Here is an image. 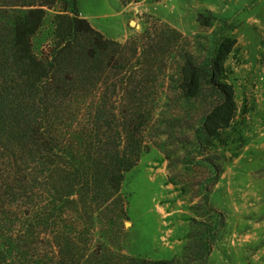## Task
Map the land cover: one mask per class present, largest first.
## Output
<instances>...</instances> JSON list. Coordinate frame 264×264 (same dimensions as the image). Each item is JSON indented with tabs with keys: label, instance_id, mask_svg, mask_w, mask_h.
I'll return each instance as SVG.
<instances>
[{
	"label": "trees",
	"instance_id": "16d2710c",
	"mask_svg": "<svg viewBox=\"0 0 264 264\" xmlns=\"http://www.w3.org/2000/svg\"><path fill=\"white\" fill-rule=\"evenodd\" d=\"M78 1L0 0V264H190V249L192 261L205 258L216 225L195 218L204 228L193 244L159 260L109 249L85 254L59 226L76 196L87 210L121 205L125 174L139 161L144 132L158 113L191 117L182 145L216 147L237 111L225 67L235 41L213 30L206 55L196 56L178 48V30L155 22L121 43L82 17ZM51 10L52 44L38 54L33 38ZM198 21L212 23L204 14ZM200 160L215 182V160ZM194 213L214 217L207 190ZM49 230L57 234L52 250L44 238Z\"/></svg>",
	"mask_w": 264,
	"mask_h": 264
},
{
	"label": "rangeland",
	"instance_id": "374dc122",
	"mask_svg": "<svg viewBox=\"0 0 264 264\" xmlns=\"http://www.w3.org/2000/svg\"><path fill=\"white\" fill-rule=\"evenodd\" d=\"M78 5L94 28L121 43L158 22L183 35L179 49L205 56L213 30L226 32L235 41L225 67L237 111L216 147L201 152L182 145L188 114L174 109L158 113L144 132L139 161L125 174L117 195L121 205L92 211L76 196V204H68L61 216L63 237L74 238L85 254L109 249L131 257L171 259L183 254L204 228L195 218L214 223L216 230L205 258L192 261L195 251L190 249V264H264V0H79ZM53 14L51 10L33 38L38 54L52 44ZM199 14L211 19V25L203 26ZM167 83L161 105L169 93ZM206 156L220 171L215 182L212 168L200 160ZM206 190L219 214L211 218L194 213ZM44 238L52 250L57 234L49 230Z\"/></svg>",
	"mask_w": 264,
	"mask_h": 264
},
{
	"label": "water",
	"instance_id": "95a60500",
	"mask_svg": "<svg viewBox=\"0 0 264 264\" xmlns=\"http://www.w3.org/2000/svg\"><path fill=\"white\" fill-rule=\"evenodd\" d=\"M131 23H134L133 21Z\"/></svg>",
	"mask_w": 264,
	"mask_h": 264
}]
</instances>
